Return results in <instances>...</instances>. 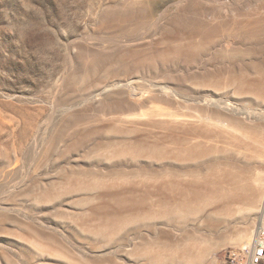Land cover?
<instances>
[{
  "label": "rangeland",
  "instance_id": "1",
  "mask_svg": "<svg viewBox=\"0 0 264 264\" xmlns=\"http://www.w3.org/2000/svg\"><path fill=\"white\" fill-rule=\"evenodd\" d=\"M258 232L264 0H0V264H250Z\"/></svg>",
  "mask_w": 264,
  "mask_h": 264
},
{
  "label": "built area",
  "instance_id": "2",
  "mask_svg": "<svg viewBox=\"0 0 264 264\" xmlns=\"http://www.w3.org/2000/svg\"><path fill=\"white\" fill-rule=\"evenodd\" d=\"M250 264L264 263V241L257 243L253 249H247Z\"/></svg>",
  "mask_w": 264,
  "mask_h": 264
},
{
  "label": "bare ground",
  "instance_id": "3",
  "mask_svg": "<svg viewBox=\"0 0 264 264\" xmlns=\"http://www.w3.org/2000/svg\"><path fill=\"white\" fill-rule=\"evenodd\" d=\"M259 234L257 235V237H256V240H255V243L254 242H248L246 245L247 246H244L243 248L244 249H253V247L257 244V243H259L260 241H264L263 239H260L261 238V236H260V232H258Z\"/></svg>",
  "mask_w": 264,
  "mask_h": 264
}]
</instances>
